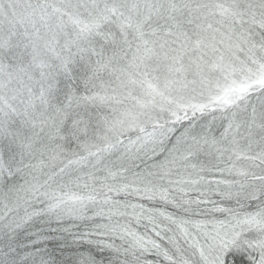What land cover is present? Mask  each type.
<instances>
[{
  "label": "snow or ice",
  "instance_id": "snow-or-ice-1",
  "mask_svg": "<svg viewBox=\"0 0 264 264\" xmlns=\"http://www.w3.org/2000/svg\"><path fill=\"white\" fill-rule=\"evenodd\" d=\"M0 264H264V0H0Z\"/></svg>",
  "mask_w": 264,
  "mask_h": 264
}]
</instances>
